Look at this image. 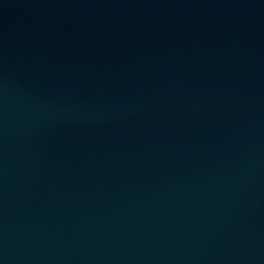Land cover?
<instances>
[{
    "label": "water",
    "instance_id": "95a60500",
    "mask_svg": "<svg viewBox=\"0 0 264 264\" xmlns=\"http://www.w3.org/2000/svg\"><path fill=\"white\" fill-rule=\"evenodd\" d=\"M0 264H264V0H0Z\"/></svg>",
    "mask_w": 264,
    "mask_h": 264
}]
</instances>
